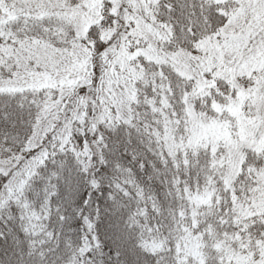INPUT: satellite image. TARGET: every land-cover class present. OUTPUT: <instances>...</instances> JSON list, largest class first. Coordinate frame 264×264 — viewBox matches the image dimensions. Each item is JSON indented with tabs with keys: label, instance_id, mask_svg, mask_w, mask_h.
<instances>
[{
	"label": "snow or ice",
	"instance_id": "snow-or-ice-1",
	"mask_svg": "<svg viewBox=\"0 0 264 264\" xmlns=\"http://www.w3.org/2000/svg\"><path fill=\"white\" fill-rule=\"evenodd\" d=\"M0 264H264V0H0Z\"/></svg>",
	"mask_w": 264,
	"mask_h": 264
}]
</instances>
